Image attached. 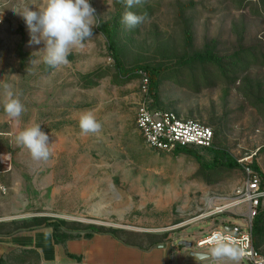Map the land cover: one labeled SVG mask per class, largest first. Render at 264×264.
<instances>
[{
	"label": "rangeland",
	"instance_id": "obj_1",
	"mask_svg": "<svg viewBox=\"0 0 264 264\" xmlns=\"http://www.w3.org/2000/svg\"><path fill=\"white\" fill-rule=\"evenodd\" d=\"M4 1L0 258L7 264L34 259L20 254L25 248L18 246L46 229L21 226L49 218L64 222L74 234L84 235L89 227L115 230L123 241L139 245L179 240L185 264H248L240 256L217 258L211 248L197 247L202 235L221 225H245L247 205L230 207L235 190L245 182L244 169L210 171L204 165L212 163V155L198 148L178 156L149 148L136 123L149 79L139 73L142 78L130 77L121 85L99 30L118 17L115 38L124 68L130 74L140 66L158 71L159 108L211 127L216 148L237 162L257 165L264 178V18L256 15L257 7L240 10L230 0H141L127 9L123 0H90L97 25L93 37L72 49L68 64L53 69L43 61L44 43L29 44L20 14L28 7L37 11L46 0ZM126 11L143 16V22L129 28L122 22ZM208 51L223 60L224 71L207 67L203 76L201 67L179 66L195 53ZM246 51L255 59L244 60ZM235 55L246 62L245 70L233 68ZM97 72L103 76L93 77L98 85L83 87V77ZM233 76L239 79L235 84ZM9 91L24 105L18 118L3 110ZM255 103L261 104L254 108ZM85 113L101 124L98 133L82 134L79 119ZM35 124L49 136L47 160H34L28 149L15 143L19 132ZM260 240L264 256V237ZM193 253L210 258L199 260Z\"/></svg>",
	"mask_w": 264,
	"mask_h": 264
},
{
	"label": "clouds",
	"instance_id": "obj_2",
	"mask_svg": "<svg viewBox=\"0 0 264 264\" xmlns=\"http://www.w3.org/2000/svg\"><path fill=\"white\" fill-rule=\"evenodd\" d=\"M127 9L139 5L141 0H123ZM37 11L26 8L20 14L30 35L29 44L45 45L43 61L55 69L69 63L68 56L72 49L82 47L83 43L93 37L96 18L95 9L90 0H46ZM144 17L132 11L123 14L122 22L133 28L143 22ZM4 112L18 118L24 111L21 101L9 91ZM82 134H95L101 130V124L91 113L82 114L79 119ZM49 136L42 131L41 124L26 127L15 137L17 146L28 149L34 160H47L50 156ZM211 254L217 258L238 259L239 253L225 237L214 235Z\"/></svg>",
	"mask_w": 264,
	"mask_h": 264
},
{
	"label": "built area",
	"instance_id": "obj_3",
	"mask_svg": "<svg viewBox=\"0 0 264 264\" xmlns=\"http://www.w3.org/2000/svg\"><path fill=\"white\" fill-rule=\"evenodd\" d=\"M5 6V1L0 0V28L5 22L3 13ZM143 92L144 100L140 104L136 123L149 148L175 153L183 148L211 149L214 147L216 134L211 127L199 121L181 119L173 112L153 107L154 102L149 95L147 79H145ZM238 163L244 169L246 178L244 184L235 190L230 207L246 204L247 221L245 225L231 223L229 226H227L229 223L224 225L227 227L221 225L219 229L202 235L197 241V247L212 248V237L220 235L238 250L240 258L246 260L248 264H264V256L260 255L253 245V220L264 202L263 178L252 169V164H249L248 160H239Z\"/></svg>",
	"mask_w": 264,
	"mask_h": 264
},
{
	"label": "trees",
	"instance_id": "obj_4",
	"mask_svg": "<svg viewBox=\"0 0 264 264\" xmlns=\"http://www.w3.org/2000/svg\"><path fill=\"white\" fill-rule=\"evenodd\" d=\"M232 6H235L237 9L244 10V9H249L253 10V7L256 8V15L263 17L264 18V0H260V2L256 3L254 0H230ZM118 16V15H117ZM118 17L115 18L113 23L111 25H104L103 27L100 28L99 32L104 35L106 38L108 45H109V51L112 55V58L115 62V67L118 70L120 74V78L118 80L120 81L121 85L126 84V80L129 79L130 77H138L142 78V76L139 75V72H143L147 75L149 79V95L151 99L153 100L154 104L153 107H155L158 110H162L159 108L157 105L158 99L156 96L155 91L158 89V71L153 70L151 67H143L140 66L137 68L136 73H129L125 70L124 65L120 59L119 56V50L116 44V33L118 32ZM187 39H190V35L187 36ZM190 44L191 41L189 40ZM246 57L244 55L243 59L248 62V59H255V56L250 54L249 51H246ZM235 62H232V66L234 69H238V67L242 68L243 70L246 69V65L243 61V59L239 55H235L234 58ZM236 63V64H235ZM178 64V63H177ZM176 64V65H177ZM179 66H183L186 68H189L191 70H197L198 68L201 67L202 70V75L203 71H205V68H215L217 72L224 71L223 68H225V63L223 60L219 59V57L212 51H208L205 53H195L192 57H189L186 59L183 63H180ZM237 66V67H236ZM223 69V70H222ZM200 71V69H199ZM234 75L236 73V70L233 71ZM224 75V74H223ZM204 76V75H203ZM225 76V75H224ZM93 77L101 78L103 77L100 72L89 74L87 76H84V84L83 87L86 88H93L98 85V80H94ZM204 80H206L205 77H203ZM232 84H235L236 82L239 81L238 78H235L234 76L232 77ZM122 81V82H121ZM195 83V81H192ZM206 84V83H205ZM259 104L261 103H255L253 105L254 108H258ZM164 111V110H163ZM216 134V133H215ZM192 149V148H191ZM191 149L189 148H183L179 149L175 152V155H179L181 153H191ZM194 149V148H193ZM196 149V148H195ZM201 149V148H198ZM209 152L212 155V163L211 164H205L204 166L210 170V171H217L218 169H239L241 166L239 163L230 155L228 154L225 150L223 149H218L216 148V138H215V145L211 149H201ZM252 169L259 174H261L260 169L258 168L257 165H252ZM262 178L263 175L261 174ZM264 179V178H263ZM264 184V180H263ZM262 205L258 209V214L253 220V245L256 249V251L260 254V246L262 245V241L260 240L262 237H264V211L261 210ZM66 224L64 222H55L51 221L49 218H36L32 220L31 222H26L25 224H22L21 228L22 229H33V228H48L51 229L53 232V239L56 245H64L67 243L69 240L73 239H91L94 234H100V233H108L116 238H120L115 230H106L102 228H96V227H89L88 232H86L84 235L82 234H74L73 232H70L69 230H66L64 228ZM66 227V226H65ZM28 253L32 254V252L27 251ZM33 255V254H32ZM263 256V255H262ZM25 258H21L23 260ZM0 264H7L6 260L0 259Z\"/></svg>",
	"mask_w": 264,
	"mask_h": 264
},
{
	"label": "crops",
	"instance_id": "obj_5",
	"mask_svg": "<svg viewBox=\"0 0 264 264\" xmlns=\"http://www.w3.org/2000/svg\"><path fill=\"white\" fill-rule=\"evenodd\" d=\"M45 229L43 232L32 233L30 240H23L27 244L19 243L18 247L25 248L20 254H30L27 252L30 251L34 256L32 262L29 261L30 259H23L21 264H185L186 262L180 243L177 244L179 240L176 243L139 245L123 241L108 233H100L94 234L91 239H73L64 245H56L52 230ZM22 237L20 235L19 240ZM24 256L25 254L22 257Z\"/></svg>",
	"mask_w": 264,
	"mask_h": 264
},
{
	"label": "water",
	"instance_id": "obj_6",
	"mask_svg": "<svg viewBox=\"0 0 264 264\" xmlns=\"http://www.w3.org/2000/svg\"><path fill=\"white\" fill-rule=\"evenodd\" d=\"M181 245L184 246V247H188V248L192 247V244L188 243V242H181ZM192 256L197 258V259H199V260H205V259L210 258L209 255L195 254V253H193Z\"/></svg>",
	"mask_w": 264,
	"mask_h": 264
}]
</instances>
